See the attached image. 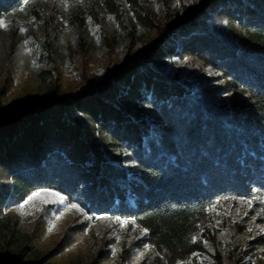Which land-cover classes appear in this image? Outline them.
<instances>
[{"label": "trees", "instance_id": "obj_1", "mask_svg": "<svg viewBox=\"0 0 264 264\" xmlns=\"http://www.w3.org/2000/svg\"><path fill=\"white\" fill-rule=\"evenodd\" d=\"M27 1L0 0V19ZM166 27L146 61L194 58L223 85L196 92L178 74L126 64L70 97L0 117V212L53 189L136 221L157 252L151 264H176L200 250L194 236L214 203L264 200V0H202Z\"/></svg>", "mask_w": 264, "mask_h": 264}, {"label": "rangeland", "instance_id": "obj_2", "mask_svg": "<svg viewBox=\"0 0 264 264\" xmlns=\"http://www.w3.org/2000/svg\"><path fill=\"white\" fill-rule=\"evenodd\" d=\"M201 2L28 0L0 19V117L70 97L126 64L147 62L156 71L178 74L196 92L221 87L223 75L197 59L146 61L156 29L166 31L170 21L184 19ZM141 111L144 117L151 113ZM33 193L41 195L20 208ZM194 238L200 250L176 264H264V200L217 201ZM154 257L136 221L86 211L53 189L36 190L0 212V261L8 264H151Z\"/></svg>", "mask_w": 264, "mask_h": 264}, {"label": "snow or ice", "instance_id": "obj_3", "mask_svg": "<svg viewBox=\"0 0 264 264\" xmlns=\"http://www.w3.org/2000/svg\"><path fill=\"white\" fill-rule=\"evenodd\" d=\"M2 24H3V22H0V25H2ZM21 31H23V29H21ZM40 195H41L40 193H33L32 196L28 197V199L24 201V204L20 205V208H23L25 204L29 203L31 200H33L34 198L39 197ZM52 195H57L58 196V194H55V193H53ZM59 202L63 203V197L59 198ZM248 203L251 204L252 201H248ZM71 207L75 208L77 206L75 204H73V205H71ZM121 223H126V222H121Z\"/></svg>", "mask_w": 264, "mask_h": 264}]
</instances>
